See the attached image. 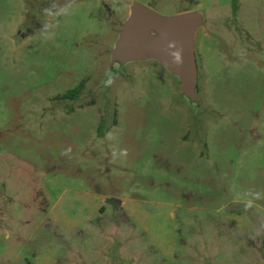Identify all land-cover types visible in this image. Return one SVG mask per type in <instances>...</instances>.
Wrapping results in <instances>:
<instances>
[{"label":"rangeland","instance_id":"rangeland-1","mask_svg":"<svg viewBox=\"0 0 264 264\" xmlns=\"http://www.w3.org/2000/svg\"><path fill=\"white\" fill-rule=\"evenodd\" d=\"M135 3L201 15L192 90ZM0 264H264V0H0Z\"/></svg>","mask_w":264,"mask_h":264},{"label":"water","instance_id":"water-1","mask_svg":"<svg viewBox=\"0 0 264 264\" xmlns=\"http://www.w3.org/2000/svg\"><path fill=\"white\" fill-rule=\"evenodd\" d=\"M119 39V56L123 61L154 59L177 74L186 89L195 87L197 64L195 35L203 21L198 12L164 18L139 3L132 5ZM110 205L121 201L108 199Z\"/></svg>","mask_w":264,"mask_h":264},{"label":"trees","instance_id":"trees-1","mask_svg":"<svg viewBox=\"0 0 264 264\" xmlns=\"http://www.w3.org/2000/svg\"><path fill=\"white\" fill-rule=\"evenodd\" d=\"M84 88H85V85H84V83H82L78 88H76L75 90L70 91L63 98H65V99L66 98L76 99V98H78L81 95V93L83 92ZM99 132H100L101 136H103V126H101L99 128Z\"/></svg>","mask_w":264,"mask_h":264},{"label":"crops","instance_id":"crops-1","mask_svg":"<svg viewBox=\"0 0 264 264\" xmlns=\"http://www.w3.org/2000/svg\"><path fill=\"white\" fill-rule=\"evenodd\" d=\"M131 9H132V6H131L130 11H129V16L131 15V12H132Z\"/></svg>","mask_w":264,"mask_h":264}]
</instances>
